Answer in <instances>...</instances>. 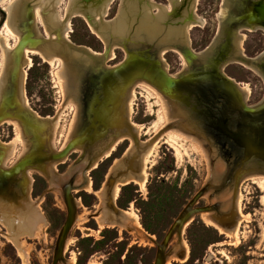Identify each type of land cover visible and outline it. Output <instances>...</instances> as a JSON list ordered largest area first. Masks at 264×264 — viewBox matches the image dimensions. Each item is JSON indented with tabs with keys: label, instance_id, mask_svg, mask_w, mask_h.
<instances>
[{
	"label": "rangeland",
	"instance_id": "1",
	"mask_svg": "<svg viewBox=\"0 0 264 264\" xmlns=\"http://www.w3.org/2000/svg\"><path fill=\"white\" fill-rule=\"evenodd\" d=\"M19 1H0V39L2 40V36L7 37L5 44L0 40L3 43L0 42V89L4 83L3 80L1 81L3 74L1 47L4 45L13 47L17 43L16 40H19L12 31L8 30L10 29L9 24H11V14L6 7H17ZM83 1L86 3V0ZM145 1L149 3V0ZM233 2L235 0H226L223 6L234 7ZM66 3L68 0H61L57 6H53V10H56L60 18H64L66 15L69 17L68 39L74 44L83 45L96 53L102 52L105 47L102 38L92 30L83 15L77 13L71 14L72 16L68 15L65 9ZM151 3L154 5L153 8L151 7V12L154 14L157 13L158 6H162L163 9L167 7L171 9L169 0H153ZM195 4L194 12L203 19L204 23L202 26L196 24L189 28L187 35L191 47L194 50H201L209 44L216 32L217 16L221 12V0H197ZM32 7L30 11L33 13L32 26L35 36H45L48 38L47 45L46 43L45 45H52L53 38L46 34L42 21L35 14V6ZM120 8H122L120 0H111L106 13L102 14L101 20L103 22L116 20ZM241 33H244L242 46L247 56H255L264 49V31L260 29L241 30ZM129 34L122 40L128 47L151 48L154 45L150 35L146 33L137 36L133 28ZM156 38L158 39V37ZM123 50L121 46L115 45L112 48L113 55L106 62L107 65L112 66L123 60L125 57ZM162 55L159 58L170 73H176L182 67H187L182 65L180 56L173 50L166 51ZM27 59L29 63L26 64L25 60ZM21 63L25 70L22 87L27 99L25 104L22 101L21 103L36 118L50 119L56 114L58 123L54 129L55 132L51 129L52 123L50 124L49 140L51 142H49L53 150L63 149L72 135V129L77 120L74 117L73 106L67 100L70 98L76 102L80 109L78 118L79 112L82 110L81 103L79 104L77 95L73 92L75 81L70 83L67 77L64 95L63 89L60 87L62 82L58 81L55 75L57 63L50 65L40 55L32 52H27L21 59ZM224 70L241 85L246 83L249 86L250 92L247 96L249 104L258 102L264 96V80L255 71L238 62L228 63ZM134 91L135 96L131 101L132 112L129 122L135 130L138 144L133 139L131 140V137L130 139L129 137L123 138L114 146L108 157L99 160L101 151L107 149L110 141L114 138L109 136L99 140L96 145L94 144L95 146L91 147V155H95L96 159L88 166L85 177L82 175V170L89 157L86 156V164L83 163L85 157L77 164L71 163L82 151L78 148L63 158L64 160L62 159L61 162L60 160L54 161V163L50 162L52 164L49 163L51 166L47 167L49 173L47 172L46 175L38 173L36 169L27 170L26 174L31 177L30 201L27 200L24 192L26 180L24 178L17 179L18 175H15V171L20 170L29 162L40 164L41 161L38 162L35 157L38 155L37 152L35 156L32 155L34 151L31 152L21 162L24 165L20 163L15 166V171L12 170L5 174L6 178L3 183L0 181V184L3 185L0 188V193L4 194L9 185L10 187L15 185L14 187H19L21 194L0 200V264H50L55 239L66 216L62 199V184L71 176H73L72 192L77 210L75 221L63 248L64 258L58 264H153L156 246L151 238L157 241L163 238L175 217L208 178L214 184L220 182L219 177L224 172L226 163L221 157H218L211 169L212 166L209 162V155L216 156L218 147L214 145L210 149L205 148L204 140L193 134L187 137V132L182 129L183 127L180 129L179 127L169 128L161 133L151 145L144 146L153 134L171 120H166L161 100L159 101L150 88L138 84ZM127 98L128 92L126 101ZM22 111H16L17 118L2 119L3 123L0 121V144L4 149L1 168H7L16 162L13 159L14 154L20 152L22 147L20 136L27 143V150L30 144L38 146L42 140L43 135L37 133V129L31 133L32 139L28 137L27 132L29 131L22 124V118L27 114ZM181 113V111H177L174 114L179 116ZM9 119L18 121L22 129L19 131L8 122ZM34 123L36 128H43V124L33 118L32 126H35ZM18 132L19 134H17ZM16 137V149L12 155H9L13 157L8 156L7 158L6 156L11 152L12 139ZM25 152L22 149L19 157ZM146 154L144 189L135 180L121 184L112 204L116 210L117 207L125 210L132 209L137 215V222L129 220L116 225L99 224L98 216L103 214L109 218L110 208L106 204L108 189L129 172L135 174L136 178H141L143 175H140L141 160ZM94 162L96 164L91 168ZM252 174L255 175V173ZM257 174L259 176H256ZM256 175L247 179L242 178L239 185L240 208L245 215L242 218L237 212V199H235L233 207V200L229 193L231 186L224 187L212 197H209L212 188L206 191L197 204L205 205L216 202L221 214L217 215L214 210L204 211L195 214L190 221L185 222L181 229L180 242L176 243V234H174L168 243V249L172 248L173 250L167 255L166 264H264V174L256 173ZM109 176H111L112 182L108 186L106 180ZM89 182L91 188L87 189L86 186ZM100 189L103 190L102 198L97 193ZM36 206L43 217L44 224L41 226H37V222L33 221L37 212ZM233 208L235 213L230 217L229 212ZM205 215L209 220L205 218ZM4 218L11 224L7 225ZM30 219L32 222H29ZM237 221L239 222L236 231L238 238L235 239L234 236H227L222 229H235Z\"/></svg>",
	"mask_w": 264,
	"mask_h": 264
},
{
	"label": "water",
	"instance_id": "2",
	"mask_svg": "<svg viewBox=\"0 0 264 264\" xmlns=\"http://www.w3.org/2000/svg\"><path fill=\"white\" fill-rule=\"evenodd\" d=\"M196 1L188 0L187 3L193 4L195 8ZM19 3L22 16L15 21L18 24L17 30L20 37L9 52L12 58L9 65L14 69L15 78L10 82L7 80L1 87V94L5 95L4 98H0V121L5 118H17L16 111L23 110L22 112L43 124L40 132L43 131L44 134L39 145L30 144L24 155L13 165L7 168L0 167L3 175L12 170L15 171V166L33 151V156L37 152L38 155L35 157L38 162L41 161L40 164L29 162L22 166L20 170L15 171V175H18L17 179L24 178L28 181L26 171L29 169L39 170L46 175L45 169L50 162L62 160L78 148L82 151L71 163L77 164L88 156L89 160L82 170L84 176L88 166L96 159L95 155H91V147L99 140L109 136L117 138L126 133L138 144L136 133L128 119L126 96L131 86L139 80L151 84L168 97L174 109L182 110L181 115L175 116L153 134L145 142V147L151 145L161 133L172 127H183L182 129L187 133L198 135L204 140V147L207 149L214 145L218 147L216 156L209 155V162L211 169L218 157L226 163V168L219 177L220 182L214 184L208 178L184 205L163 238L160 241L151 238L156 246L153 264H166L167 255L173 250L168 249V243L174 234H176V243L180 242L181 229L185 222L195 214L204 211L214 210L217 215L221 214L216 202L197 204L206 191L212 188L209 192V197H212L224 187L231 186L234 207L241 179L250 173L264 174V96L258 102L249 104L239 82L226 74L224 70L225 66L236 58L257 68L264 77V49L255 56H241L235 52L230 40L226 43L222 42L225 28L230 30V38L235 37L241 30L264 29V0H235L234 7L229 8L224 7L221 0L220 10L224 12L219 10L221 21L217 16V29L208 45L201 50H194L186 44L172 45L182 52L188 63L187 67H182L176 73H170L163 67L158 57L162 47L131 48L124 42L116 43L124 49L125 57L119 63L110 66L106 63L111 51L110 44H107L102 52L96 53L89 51L83 45L67 41L59 29L52 31L56 35L54 41L82 55L79 58L69 57L64 49L55 52L57 56L65 59L66 76L70 83L75 81L73 92L76 93L77 100L82 106L72 135L62 150H53L49 142L50 124L56 119V114L50 119L36 118L19 100L18 78L22 66L21 59L24 57L23 49L36 48L48 42L45 36H35L32 26L34 18L29 1L20 0ZM175 7L177 5L171 7L167 13L172 15ZM192 13L189 9L187 20H192ZM85 18L90 22L89 17ZM70 96H72L71 93ZM27 133L32 139V132ZM111 142L112 140L110 144ZM1 147L0 144V164L4 155V149ZM72 182L73 176L62 184L66 216L55 239L50 264H58L63 260L65 241L75 221L77 208L72 192ZM111 182L112 178L109 176L106 183L109 186ZM1 185L0 188L3 187ZM106 204L114 209L110 191L107 193ZM234 213L233 208L229 216L232 217Z\"/></svg>",
	"mask_w": 264,
	"mask_h": 264
},
{
	"label": "bare ground",
	"instance_id": "3",
	"mask_svg": "<svg viewBox=\"0 0 264 264\" xmlns=\"http://www.w3.org/2000/svg\"><path fill=\"white\" fill-rule=\"evenodd\" d=\"M0 1L4 2V0H0ZM28 1L31 4V7L35 6V8H34L35 14L42 21L44 28H45V31H46V34L50 35V37L53 38V42H52L53 44L46 46L47 43H46V45L44 43L42 45L37 46L36 48L25 47L23 50L24 55H26L27 52H32V53H36V54L40 55L45 61L49 62L50 65H54L57 63V65H58L57 70L55 71L56 73L55 72L54 73L57 76L58 81L60 80L62 82V84H60L61 85L60 87L63 89L64 95H65V89H64V87H66L65 80H67V77H68V76H66L65 59L57 56L55 54V52L59 49H61V50L64 49L65 52H68L69 57L79 58L82 55L76 51H73L67 47H64L59 42L54 41V39L56 38V35L53 34L52 31L57 30V29L61 30L64 38H66L67 41H70L67 37V29H68V21H69L68 18L69 17L66 15L64 18H62V17L60 18L58 16L56 10H53V6L54 5L57 6V4H59V2H61V0H28ZM120 1H121L122 8H120L118 15L116 17V20H113L112 22H103L101 20V17L103 16L102 14L106 13L111 0H89V1L86 0V3H84L83 0H68V3H66L67 5H65L66 6L65 9H66L68 15H71L73 13H75V14L77 13V14L83 15L84 17H89V19H90L89 24L91 25L92 30L102 38L105 46H107V44H110L111 51H110L109 57L113 55L112 48L116 45V43L122 42L123 39H125L127 36L130 35L129 34L130 31L133 30V28H134L137 36L143 35V33H146V34L150 35V37L152 39L151 42H153L154 47H162L158 57L163 56L162 54L165 53L166 51L173 50L176 53H178V55L180 56V58L182 60V65L184 64L185 66H188V63L186 62L185 57L182 54V52L180 50H178V48H176V46L172 47V45L173 44H186V45L191 47L190 42H189V37L187 35L189 28H191L192 26H194L196 24H198L199 26L203 25L204 21L201 17H199L198 15L195 14L193 4L190 3V5H189L187 3L188 0H179V1L169 0L171 7L177 5V7H175V9H174L173 14L169 15V14H167V12L170 10L169 7L163 9L162 7L158 6L157 7V13L156 14L152 13L151 7L153 8L154 5L151 2H153V0H149V3H147L145 0H120ZM225 2H226V0H223V5L225 4ZM9 4H11V3H9ZM19 6L20 5H17V7L16 6L6 7L8 9L7 11H9L11 14V24H9L10 29H8V30L12 31L17 36L16 38L20 37V35H19L20 33H17L18 31H17L16 27L18 26V24L16 23L15 20L18 18H21V16H22ZM189 9H191V12H193L192 13L193 14L192 20H187ZM9 12H7V13H9ZM35 14H34V16H35ZM220 15H221V13L218 14V18H220ZM220 21H221V18H220ZM87 25H88V23H87ZM91 28H90V30H91ZM13 29L16 31L14 32ZM256 30H259V29H256ZM260 30L264 31V29H262V28ZM230 34H231L230 30L228 28H225L224 34H223L224 40H222V42L226 43L227 41L230 40L231 45L234 46V48L236 50L235 52H238V54H240L241 56H247L244 53L243 46H242V40L244 37V33H241V31H240L233 38H230L231 37ZM48 35H47V37H48ZM156 37H158V39ZM1 41H4V44H5V42H7V37L2 36ZM233 41H235V42L233 43ZM16 42H17V40H16ZM8 45H9V43H8ZM4 46L1 47V49H2V64H1L2 66H1V68L3 70V74L1 76L2 77L1 81L2 80L4 81L3 84H5V82L7 80H8V82H10L15 78L14 69H13V67L11 68L9 65L12 62L11 61V59H12L11 55H10V53L6 54V52L11 51L14 46L11 47L9 45V46H7V47L5 46V48H3ZM6 48H9V49H6ZM85 48H87V47H85ZM87 49L89 51L94 52L90 48H87ZM25 61H27L26 64L29 63L28 59ZM230 62H238L241 65H244L245 67L255 71L264 80V77L262 76V74L254 66H251L250 64L243 62L242 60L236 59V58H234ZM163 67L167 69V66L164 65ZM24 75H25V70H24L23 66H21V70H20L19 78H18V82H19L18 96H19L20 102L22 101L23 104H25L27 102V99H26L25 93L23 92V87H22V81H23ZM138 84H141V85H144V86L150 88V90H152L156 94L159 101L161 100V103H162L161 105L163 107L164 115H165L167 121L173 120L175 118V116H177V114H174L175 112H177V111L182 112V110H180V109L179 110L177 109V111H176V109L173 108L172 102L168 99V97H166L165 95H163L162 93L157 91V89L153 88L152 86H150L145 81L139 80V81L135 82L128 91V98L126 101V110H127L128 119H129L130 113L132 112L131 111V109H132L131 108V101L133 100V98L135 96L134 88ZM240 88H241L245 98H247V96L250 92L249 86L246 83H244L242 85L240 84ZM4 95H5L4 93L1 94V89H0V98H4ZM67 101L69 103H71L70 104L71 106H73L75 119L78 118V110H80V109L77 107L76 102L70 98ZM32 119L33 118H31L29 115L24 116V118H22L23 127L25 129H27V131L33 132V133L37 129V133L39 132L40 135H43V132L42 133L40 132L42 130L41 129L42 127L36 128L37 126L35 123H34L35 126H32L33 125ZM8 122L13 124L19 131L22 129V127L18 123V121L17 122L11 121L9 119ZM57 123H58V118L55 119L51 124V129L53 130V132H55L54 129L56 128ZM133 125H134V123H133ZM140 128H141V126H140ZM70 129H72V128H70ZM137 130H138V128H137ZM172 130H174V129H172ZM179 132H181V131H179ZM17 134H19V132ZM123 134H121L122 136L120 135L121 137L119 136L117 138H114L112 140V143L109 145V147L107 149L101 151L99 160H101L104 157H108L111 154V151L113 150L114 146L121 139L128 138V137L130 139L131 136H129V135L125 136V134L124 135ZM188 135L190 136V134L187 133L186 136L189 137ZM193 135H196V134H193ZM20 138L22 140L21 151L23 149V152H25L27 150V143L22 139L21 136H20ZM132 139L133 138L131 137V140ZM16 141H17V137L12 139V143L10 142L11 143V146H10L11 152H9V154L6 156L7 158L9 155H12L13 152L15 151V149H16L15 142ZM95 145H93V146H95ZM60 150H62V149L60 148ZM21 151L18 152L17 154H14V156H15L13 158L14 162L20 158L19 156L21 155ZM147 154L149 155V152ZM147 154H146V156H143L142 160H141L140 175L143 174L141 176V178H136L135 174L129 172L120 181L115 180L116 182H114L112 184V186L110 187V189H108V191H110L112 204L115 201V198L118 194L117 192L119 189V185H121V184H125V183L129 182L130 180H135L140 185V187L142 189H144L145 182H146V178L144 175L145 174L144 168H145L146 162H147ZM9 157L12 158L13 156H9ZM60 162H61V160H60ZM86 162H87V157L85 156L83 163L86 164ZM21 164H23V163H21ZM50 164H52V163H50ZM50 164L47 165V167L51 166ZM95 164H96V162H94V164L91 168H93L95 166ZM47 167L45 169L46 172H48ZM37 171H38V173L42 174V172H40L39 170H37ZM126 171L128 172L127 169H126ZM255 175H256V173H255ZM255 175L250 173V174L245 175L243 177V179L244 178L247 179L249 177L251 178L253 176L255 177ZM256 176H259V174H257ZM27 178H28V181H26V183H25L26 186H25L24 192L26 194L27 200L30 201L29 200L30 199L29 198V190H30V184H31V177L29 175H27ZM2 179H4L3 173H0V181L1 182H2ZM86 188L87 189L91 188L90 182L87 184ZM102 192H103L102 189L97 191L100 198H102V196H103ZM229 193H230V196L232 198V188H231ZM19 194H21L19 189H15L14 186L10 187V185H9L8 190H6V192L4 194L0 193V195H1L0 200L11 197L12 195H13L12 197H14V196L19 195ZM235 199H237L236 201H237V212H238V214H240L241 218L245 217V215L241 212V208H240L241 192L239 190L237 191ZM36 208H37V206H36ZM124 217H126V218H124ZM205 218H207V220H209L208 216H206V215H205ZM191 219H192V217L189 219V221ZM129 220L132 222H137L136 213L132 209L125 210V209H121L118 207H117V210L111 209V208L109 209V218L105 217L103 214L101 216H98L99 224L116 225V224H121L123 222L126 223V221H129ZM5 221H6L7 225L11 224V223L10 224L8 223L7 219H5ZM30 221L32 222V219H30L29 222ZM33 221L37 222V226H39V225L41 226V224H44L43 217L41 216L40 210L38 208H37L36 216H35ZM238 224H239V222L237 221L235 229H233V230H225L224 228L222 230H224V233L227 236H234V238L237 239L238 234L236 231H237Z\"/></svg>",
	"mask_w": 264,
	"mask_h": 264
},
{
	"label": "crops",
	"instance_id": "4",
	"mask_svg": "<svg viewBox=\"0 0 264 264\" xmlns=\"http://www.w3.org/2000/svg\"><path fill=\"white\" fill-rule=\"evenodd\" d=\"M3 177H4V179H2V183H3V181L5 180L6 176H5V175H3Z\"/></svg>",
	"mask_w": 264,
	"mask_h": 264
}]
</instances>
